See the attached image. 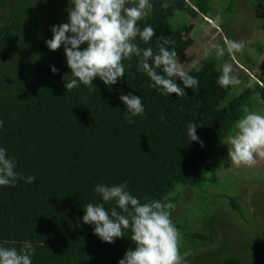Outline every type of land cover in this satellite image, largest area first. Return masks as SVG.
Wrapping results in <instances>:
<instances>
[{
    "label": "trees",
    "instance_id": "16d2710c",
    "mask_svg": "<svg viewBox=\"0 0 264 264\" xmlns=\"http://www.w3.org/2000/svg\"><path fill=\"white\" fill-rule=\"evenodd\" d=\"M211 1L150 0L153 8L139 25H151L156 36L148 44L137 43L155 52L157 37L170 38L174 43L167 47L178 57L193 43L190 22L210 19ZM164 2L171 7L163 9ZM256 2L263 8L258 27L264 38V0ZM70 6V0H0V148L16 160L18 173L36 178L31 184L19 180L14 187L0 186V246L19 250L31 242L33 264H119L134 248L130 229L108 244L82 218L88 203H102L96 185L127 182L141 203L172 194L170 218L182 236L186 264H264V232L256 229L261 233L236 251L239 242L229 240L237 237L219 202L248 223L245 210L235 197L208 194L218 186L214 149L242 115L241 105L264 112V65L251 78L239 68L242 88L231 98L234 86L217 84L222 66L209 56L198 61L199 73L188 72L199 84L186 88L184 97H166L151 88L150 79L136 72L135 57L123 61L132 67L114 85L97 77L91 90L80 84L66 91L63 78L71 69L64 45L51 51L46 41L53 38V26L69 21ZM183 17L187 22L179 23ZM176 83L183 87L179 78ZM122 94L140 97L145 116L129 124ZM190 121L198 125V141L187 136Z\"/></svg>",
    "mask_w": 264,
    "mask_h": 264
},
{
    "label": "clouds",
    "instance_id": "9594fccd",
    "mask_svg": "<svg viewBox=\"0 0 264 264\" xmlns=\"http://www.w3.org/2000/svg\"><path fill=\"white\" fill-rule=\"evenodd\" d=\"M71 6L66 9L69 16L67 23L53 26V38L46 41L51 51L64 45L67 66L71 74L63 79L66 81V91L76 89L83 84L91 90L92 82L99 78L106 86L117 83L125 76L126 68L123 61L137 58V73L146 75L150 87L163 96L176 94L185 96L186 88L198 87V79L188 72L178 61L177 51L167 45L174 43L170 38L157 37L160 41L154 52L151 47H141L137 40L148 44L156 36L151 25H139L153 8L150 0H70ZM165 10L171 7L164 2ZM217 22L219 17L216 18ZM216 25L213 24V27ZM87 47L81 50V45ZM216 55L222 57L225 51L234 55L244 49L243 42L225 39L224 46L212 44ZM204 55H209L206 47ZM192 68L199 73L203 65L192 62ZM55 74L57 69L53 66ZM233 65L225 63L222 74L217 79L221 88L236 86L240 79L233 74ZM135 78L134 73H129ZM176 78L182 81L183 87L176 83ZM126 105L124 118L129 124L135 117L145 116V107L140 97L131 94L120 96ZM242 115L234 123L231 133L226 138L227 156L236 166L251 167L257 158L264 159V113L250 110L248 105H241ZM161 122L165 116L160 117ZM0 120V127H3ZM198 125L187 124V136L191 141H198L196 129ZM203 146V145H201ZM17 162L8 156L6 149L0 148V186H16L17 181L24 180L31 184L34 176L24 177L16 171ZM102 203H88L85 206L83 223L94 225V234L103 242L111 244L117 238L125 237V230L131 231L130 241L134 248H129L119 264H186L180 253L182 236L171 220V210L175 204L170 202L172 194H166L162 199L145 198L144 203L127 190V182L107 186L103 183L94 188ZM105 204H112L106 209ZM35 248L25 241L17 250L15 247L0 246V264H33L32 257ZM187 255V254H185Z\"/></svg>",
    "mask_w": 264,
    "mask_h": 264
},
{
    "label": "rangeland",
    "instance_id": "374dc122",
    "mask_svg": "<svg viewBox=\"0 0 264 264\" xmlns=\"http://www.w3.org/2000/svg\"><path fill=\"white\" fill-rule=\"evenodd\" d=\"M228 10L229 12H227ZM177 15L184 14L177 13ZM262 15L263 8L256 0H212L208 14L210 19L203 20V16H201L190 22L189 36L193 39V43L178 56V61L183 65L184 71L189 72L192 69V62H198L206 57L204 50L208 47V56L217 61L220 66L231 63L233 74L239 79L241 78L240 69H243L249 78L254 77V73H258L264 65V38H262L263 35L258 27ZM217 17H219L218 22ZM187 20L188 17H183L178 22H187ZM213 24L216 26L213 27ZM225 39L243 42L245 47L234 55H229L225 51L224 56L218 57L216 49L211 48L210 45L224 46ZM262 49L263 55H260L259 50ZM256 62L254 72L248 73V71H252ZM241 88L242 84L234 86L229 93V98L232 95H237ZM252 110L254 111V109ZM261 113H264L263 110ZM214 150V163L218 170V186L209 188L208 194L230 195L235 197L244 208L248 223L231 213L224 201H218L220 210L230 221L231 230L237 237L236 239L231 237L229 240L235 241V244L239 242L236 251L239 250L241 253L243 242L261 233L256 229L264 232V223H260V220L261 222L264 220V159L257 158V162L251 167L234 165L227 156L226 139ZM219 222L223 224L222 221ZM222 242L223 244L227 243V241Z\"/></svg>",
    "mask_w": 264,
    "mask_h": 264
}]
</instances>
